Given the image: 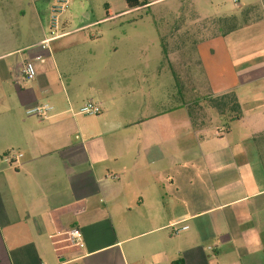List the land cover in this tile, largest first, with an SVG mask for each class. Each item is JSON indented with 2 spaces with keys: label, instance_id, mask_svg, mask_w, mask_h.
Here are the masks:
<instances>
[{
  "label": "crops",
  "instance_id": "1",
  "mask_svg": "<svg viewBox=\"0 0 264 264\" xmlns=\"http://www.w3.org/2000/svg\"><path fill=\"white\" fill-rule=\"evenodd\" d=\"M5 1L0 264H264V46L238 49L263 44L264 23L257 27L263 16L228 34L204 23L199 41L190 38L191 25L167 24L163 39L173 40L179 73L190 67L185 41L195 45L204 101L188 96L186 89L191 95L196 87L181 84L183 101L163 108L143 102L150 48L142 32L135 46L105 48L87 37L95 22L44 21L32 40L1 6ZM141 8L146 5L134 9ZM37 11L48 19L49 5L42 2ZM18 13L25 17V10ZM75 52L105 61L107 73H96L90 85L82 80L86 73H62L60 61ZM26 61L36 65L30 81L19 73ZM88 101L102 112L80 119L77 108ZM41 104L54 107L48 118L27 113ZM72 228L81 231L84 247L67 240Z\"/></svg>",
  "mask_w": 264,
  "mask_h": 264
},
{
  "label": "rangeland",
  "instance_id": "2",
  "mask_svg": "<svg viewBox=\"0 0 264 264\" xmlns=\"http://www.w3.org/2000/svg\"><path fill=\"white\" fill-rule=\"evenodd\" d=\"M37 1L39 2L36 3ZM147 1L153 2L146 5V8L129 10L127 0H69L68 6L58 16V22L67 21L77 24L95 22L96 26L86 31L87 37L89 40L94 41V45L105 48L121 45L122 42L126 45L135 46L137 36L142 32L141 34L145 35L147 39L144 45H149L150 48V54L143 62V68L146 72L145 83L142 85L145 91L143 102L150 107H154L153 104L156 103H161L163 108L181 103L183 100L179 94L180 85H188V83H190L189 87L198 89V91L192 89L191 95L186 89L188 96L196 101H204V73H202L198 62L195 45L190 39H198L197 41L202 39L204 31L200 29L201 25L208 22L219 24L220 27L218 28L221 32L228 34L231 29L252 18L263 16L262 20L257 21V27L259 28H261L259 25L264 23L262 22L264 21V1L262 0H252L255 3L250 9L249 13L251 15L247 19L244 17V8L246 4L251 2L250 0ZM42 2L49 5L50 11L46 20L42 17L43 14L37 11ZM29 4H31V7ZM56 5L57 0H6L1 6L10 8L16 17V21L24 26V29L29 32L28 37L34 40L41 35L40 26L43 25L44 21L47 22L48 26L52 24L53 18L56 16L53 7ZM19 9L25 10V17L18 13ZM107 10H110L112 15L122 13L107 18ZM180 23H187L192 28V37L189 38L190 40L185 41L187 62L190 65L188 73H179V61L173 52L175 46L172 43L173 40L169 36L163 39L167 24L177 25ZM159 33L162 34V39ZM263 46L264 41L263 44L260 41L249 43L247 46L242 44L238 49L247 52L251 49L254 51L257 47L261 49ZM90 47L92 46L89 45L87 48ZM257 60L259 62L261 59L258 57ZM251 63L256 62L252 61ZM60 64L59 68L62 73H86L82 80L88 85L98 78L96 73H107L108 71L105 61L96 60L88 54L79 55L77 52L60 61ZM128 67L133 68L135 64L131 63ZM159 70L160 73H158ZM85 94H88L86 90L82 92V95ZM137 94L140 95L139 89ZM186 100L188 99L186 98ZM259 103L262 112H264V100H260ZM80 107L77 108V111ZM79 115L80 119L91 118L90 115Z\"/></svg>",
  "mask_w": 264,
  "mask_h": 264
},
{
  "label": "built area",
  "instance_id": "3",
  "mask_svg": "<svg viewBox=\"0 0 264 264\" xmlns=\"http://www.w3.org/2000/svg\"><path fill=\"white\" fill-rule=\"evenodd\" d=\"M69 0H57V5L53 7V12L56 14L53 18V25H57L58 22V16L63 12V10L68 6ZM53 34V33H52ZM51 41V38L45 39L43 42H41V47L43 49H48L49 42ZM43 56H39L37 60L41 61L43 60ZM20 76L23 80H33L35 79L37 75L36 65L33 61H26L23 63L19 70ZM54 110V107L50 104H41L34 106L27 110L28 114H34L38 116L39 118H48L50 116V113ZM102 112V107L99 103H96L94 101H88L85 104H83L78 113L83 115H91L96 116L99 115ZM18 156H22L19 154ZM13 159V157H12ZM187 226L182 227V229H187ZM180 232V229H177L174 231L175 234H178ZM67 240L74 246L78 247H84V241L82 237V233L78 228H72L69 231L66 232Z\"/></svg>",
  "mask_w": 264,
  "mask_h": 264
},
{
  "label": "trees",
  "instance_id": "4",
  "mask_svg": "<svg viewBox=\"0 0 264 264\" xmlns=\"http://www.w3.org/2000/svg\"><path fill=\"white\" fill-rule=\"evenodd\" d=\"M127 4L129 7V10L137 8V7H141V6H145L148 4L147 0H127ZM112 14L110 12V10H107V18L111 17ZM226 99H229V103L231 105V110L233 112H237L238 109V102L234 96V94H230L226 96Z\"/></svg>",
  "mask_w": 264,
  "mask_h": 264
}]
</instances>
